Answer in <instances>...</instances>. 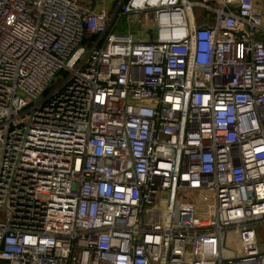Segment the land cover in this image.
<instances>
[{
	"label": "built area",
	"instance_id": "1",
	"mask_svg": "<svg viewBox=\"0 0 264 264\" xmlns=\"http://www.w3.org/2000/svg\"><path fill=\"white\" fill-rule=\"evenodd\" d=\"M259 228L255 0H0V264H264Z\"/></svg>",
	"mask_w": 264,
	"mask_h": 264
},
{
	"label": "crops",
	"instance_id": "2",
	"mask_svg": "<svg viewBox=\"0 0 264 264\" xmlns=\"http://www.w3.org/2000/svg\"><path fill=\"white\" fill-rule=\"evenodd\" d=\"M255 4L260 8L261 10V16H262V25L264 26V0H255ZM263 229H260L262 231Z\"/></svg>",
	"mask_w": 264,
	"mask_h": 264
},
{
	"label": "rangeland",
	"instance_id": "3",
	"mask_svg": "<svg viewBox=\"0 0 264 264\" xmlns=\"http://www.w3.org/2000/svg\"><path fill=\"white\" fill-rule=\"evenodd\" d=\"M122 23L125 22V18L123 17L122 20H121ZM125 27H126V24L124 25V28L123 30H125ZM134 26H128V29L129 30H132ZM260 229L262 228H259V236H260V240L261 242L264 244V230L260 231Z\"/></svg>",
	"mask_w": 264,
	"mask_h": 264
}]
</instances>
